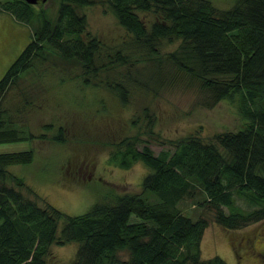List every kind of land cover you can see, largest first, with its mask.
Returning <instances> with one entry per match:
<instances>
[{"label": "trees", "instance_id": "16d2710c", "mask_svg": "<svg viewBox=\"0 0 264 264\" xmlns=\"http://www.w3.org/2000/svg\"><path fill=\"white\" fill-rule=\"evenodd\" d=\"M92 4L107 5L129 38L111 46L87 32L86 17L76 7ZM137 11L154 18L147 22ZM0 12L32 31L0 79V143L27 138L5 125L10 111L4 104L16 96L22 74L46 58V44L79 69L84 83L98 78L94 86L122 104L129 101L131 84L156 93L186 75L198 83L200 105L228 99L245 121L236 131L209 137L198 129L158 155L122 139L110 159L121 168L143 162L149 172L141 191L117 193L80 215L40 205L25 180L8 171L11 164L31 163L33 150L1 152L0 264H47L52 244L72 242L78 243L72 264H228L220 256L202 257L210 222L234 230L264 220V0H235L229 8L209 0H61L55 21L24 0H0ZM176 40L181 44L175 51L161 54L165 43ZM136 62L146 64L140 79L128 71L107 74ZM186 199L201 210L196 218L182 211ZM237 199L255 208L245 210Z\"/></svg>", "mask_w": 264, "mask_h": 264}, {"label": "rangeland", "instance_id": "374dc122", "mask_svg": "<svg viewBox=\"0 0 264 264\" xmlns=\"http://www.w3.org/2000/svg\"><path fill=\"white\" fill-rule=\"evenodd\" d=\"M209 1L219 8H229L235 3V0ZM60 3L61 0H46L35 4V8L55 21ZM76 10L86 17L87 32L107 45L115 46L129 38L107 5L92 4ZM137 12L147 22L154 18L150 11ZM31 39L32 31L27 24L8 12H0V79ZM180 44V40L165 43L161 54L166 56ZM45 54V59L34 61V67L22 74L12 93L16 96L10 94L4 104L10 111L5 125L17 128L27 138L0 143V153L34 151L31 163L11 164L7 169L25 180L42 206L48 203L68 215H80L117 193L140 192L142 180L149 172L143 162L121 168L110 159L124 138L138 149L148 146L158 155L165 150L173 151L171 141L198 129L209 137L244 126L235 104L228 99L210 108L200 105L198 83L186 75L177 76L156 93L131 84L129 101L122 104L112 92L94 86L98 78L84 83L79 69L65 64L59 51L48 44ZM145 65L121 64L107 74L124 76L131 72V76L140 79ZM105 76L106 71L104 79ZM62 127L63 139L59 140ZM147 196L155 199L152 193ZM237 203L245 210L255 208L242 199H237ZM180 207L193 218L201 212L193 199L184 200ZM58 224L59 234L62 223ZM77 248L75 242L54 243L46 263L72 264ZM201 250L204 259L220 256L228 264H264V220L234 230L211 221L204 232ZM120 257L126 259L127 254L123 252Z\"/></svg>", "mask_w": 264, "mask_h": 264}, {"label": "water", "instance_id": "95a60500", "mask_svg": "<svg viewBox=\"0 0 264 264\" xmlns=\"http://www.w3.org/2000/svg\"><path fill=\"white\" fill-rule=\"evenodd\" d=\"M24 1L31 4V5H35V4H38L40 2H45L46 0H24Z\"/></svg>", "mask_w": 264, "mask_h": 264}]
</instances>
